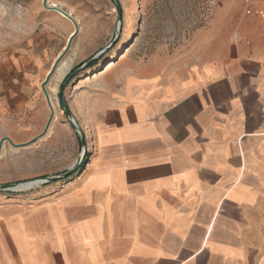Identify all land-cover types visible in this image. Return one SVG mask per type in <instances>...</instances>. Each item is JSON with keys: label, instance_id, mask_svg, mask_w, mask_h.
<instances>
[{"label": "crops", "instance_id": "0c3cea01", "mask_svg": "<svg viewBox=\"0 0 264 264\" xmlns=\"http://www.w3.org/2000/svg\"><path fill=\"white\" fill-rule=\"evenodd\" d=\"M250 29L233 42L199 29L202 43L80 78L88 162L0 194V264H264V23ZM47 129L7 134L0 165L20 180L69 168L72 128Z\"/></svg>", "mask_w": 264, "mask_h": 264}, {"label": "rangeland", "instance_id": "374dc122", "mask_svg": "<svg viewBox=\"0 0 264 264\" xmlns=\"http://www.w3.org/2000/svg\"><path fill=\"white\" fill-rule=\"evenodd\" d=\"M118 2L122 16L119 31L116 32L118 10L113 0H0L1 141L6 140L11 146H16L6 136L12 133H19L28 140L36 136L32 143L39 138L46 141L49 124L68 123L58 99L60 85L73 67L84 63L106 46L91 59L98 58L95 64L84 66L67 81L62 90L79 128L71 105L79 90V79L84 75L93 73V76L104 70L105 76L115 75L130 60L171 51L196 40L202 43L209 37L197 35L199 29H214L220 42L224 35L233 42L238 39L239 33L255 29L258 20L264 23L263 18L253 14L251 9L252 4L258 5L264 0L253 3L250 0ZM68 125L75 134L71 135L75 143L71 144L70 157L76 164L80 161L83 147L77 131L70 123ZM55 138L67 140L69 136L60 130L55 133ZM42 146L45 145H39L40 157L47 151ZM84 150L79 168L70 175L82 170L88 162L86 139ZM8 161L0 165V173L7 172L13 178L3 179L1 176L0 185H22L17 187L20 190H3L0 194L12 197L28 195L50 183L44 181L46 177L66 170L20 180L14 176L23 169H17L13 159ZM25 169L31 171L30 165Z\"/></svg>", "mask_w": 264, "mask_h": 264}, {"label": "water", "instance_id": "95a60500", "mask_svg": "<svg viewBox=\"0 0 264 264\" xmlns=\"http://www.w3.org/2000/svg\"><path fill=\"white\" fill-rule=\"evenodd\" d=\"M113 2L116 5V8L118 10V12H117V19H116V32H118L119 31V26H120V21H121L122 13H121V8H120V5H119L118 0H113ZM106 47L103 48V49H101L100 51H98L96 55H98L99 53H101L104 49H106ZM96 55H94L93 57H90L88 60H86L80 66H78L75 69H73L66 76L65 80L63 81V83L60 85V91L58 92V99H59L60 106L63 109L64 116H65L66 120L68 121V123H70V125L77 131V133L79 135V139H80V144L83 147L80 161L78 163H76V164L71 165L69 168H67L64 172H62L60 174H57V175H54V176H50V177H46V179L44 180L46 182H52V181H55L56 179H59V178H62V177H65V176L70 175L72 172H74L75 170H77L79 168V166H80V164L82 162V157L84 156V153H85V150H84V144H85L84 134H83L82 130L76 124V121L74 120V118L72 116V113L69 110L68 105H67V103H66V101L64 99L62 90H63L65 84L67 83V81L73 75H75L78 71H80ZM18 185H20V184H18V183L1 184L0 185V191H3V190H9V191L16 190L15 188Z\"/></svg>", "mask_w": 264, "mask_h": 264}, {"label": "built area", "instance_id": "2783aa9c", "mask_svg": "<svg viewBox=\"0 0 264 264\" xmlns=\"http://www.w3.org/2000/svg\"><path fill=\"white\" fill-rule=\"evenodd\" d=\"M255 0H250V2H254ZM253 7H251L253 14L256 16H259L260 18L264 19V3L254 5L252 4Z\"/></svg>", "mask_w": 264, "mask_h": 264}, {"label": "trees", "instance_id": "16d2710c", "mask_svg": "<svg viewBox=\"0 0 264 264\" xmlns=\"http://www.w3.org/2000/svg\"><path fill=\"white\" fill-rule=\"evenodd\" d=\"M97 60H98V58H96V60H95V59L90 60L85 66L89 67V66L95 64V62H96ZM80 65H81V64H80ZM80 65H77V66L73 67V68L71 69V71H72L73 69H75L76 67L80 66ZM71 71H70V72H71ZM70 72H69V73H70ZM67 75H68V74H67Z\"/></svg>", "mask_w": 264, "mask_h": 264}, {"label": "bare ground", "instance_id": "6f19581e", "mask_svg": "<svg viewBox=\"0 0 264 264\" xmlns=\"http://www.w3.org/2000/svg\"><path fill=\"white\" fill-rule=\"evenodd\" d=\"M51 4H52V3H51ZM54 6H55V5H54ZM54 10H55V9H54ZM57 10H58V9H57ZM60 11H61V14L63 13V15H64V12H63L62 10H60ZM60 11H59V12H60ZM71 20L73 21V19H71ZM73 22H74V21H73ZM73 33H74V32H73ZM73 33H72V34H73ZM48 103H50V102H48ZM49 105H50V104H49ZM50 108H51V107H50ZM28 183H32V182H27L26 184H28ZM23 184H25V183H23ZM20 185H22V184H20ZM18 186H19V185H18ZM18 186H17V187H18ZM17 187H16L15 189H16V190H20V189H17Z\"/></svg>", "mask_w": 264, "mask_h": 264}]
</instances>
